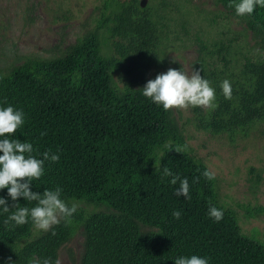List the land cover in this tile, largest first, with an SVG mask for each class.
I'll return each mask as SVG.
<instances>
[{"label":"trees","instance_id":"trees-1","mask_svg":"<svg viewBox=\"0 0 264 264\" xmlns=\"http://www.w3.org/2000/svg\"><path fill=\"white\" fill-rule=\"evenodd\" d=\"M220 2L264 45V8L241 17L229 7L239 0ZM103 8L100 21L113 23L108 30L119 37L116 49L123 55L133 51L144 57L157 49L162 37L156 14L142 0H104ZM118 63L104 50L100 35L91 33L65 57L28 58L11 73H0V107L22 110L25 120L9 138L32 143L31 154L38 159L44 152L59 155L57 162L45 161L43 176L30 190L42 194L60 187L68 206L70 200H95L117 211L88 214L77 208L31 239L30 219L22 226L4 221L15 211L14 203L31 208L35 202L13 201L7 188L0 189L10 207L8 213L0 207V264H43L45 259L54 264L59 248L80 225L87 235L84 264H174L176 257L192 255L208 264H264V242L244 233L237 214L218 203L216 177L204 178L209 167L192 154L171 111L142 95V87L157 75L122 92L112 83ZM197 67L216 93L204 127L233 136L264 122V54L243 64L242 79L230 82L231 99L222 94L217 62L201 54ZM169 145H186L187 151L177 153ZM165 167L188 180L190 199L175 194L179 184L172 185L171 177L161 179ZM210 204L222 210L219 222L208 215ZM173 211L181 217L174 218ZM138 220L160 231L144 233Z\"/></svg>","mask_w":264,"mask_h":264},{"label":"rangeland","instance_id":"rangeland-1","mask_svg":"<svg viewBox=\"0 0 264 264\" xmlns=\"http://www.w3.org/2000/svg\"><path fill=\"white\" fill-rule=\"evenodd\" d=\"M126 1V0H122ZM104 0H0V73L9 74L28 58L65 57L91 33L100 35L105 51L118 59L112 83L119 90L139 88L140 82L169 68L189 75L198 70L201 54L218 63L219 78L242 79L243 64L264 54L261 37L232 15L220 0H142L156 14L161 39L144 57L116 49L119 37L112 22H101ZM111 10L106 11L108 15ZM201 45H206V50ZM220 53L218 50L221 48ZM222 56L227 57L226 64ZM213 87V86H211ZM171 119L182 127L189 147L216 173V198L234 211L242 231L264 242V122L233 136L203 126L212 109H172ZM88 214L117 212L95 200H70ZM63 220V219H62ZM144 233L160 229L138 220ZM45 231L33 227L32 238ZM87 235L80 225L59 248L61 264H84Z\"/></svg>","mask_w":264,"mask_h":264},{"label":"clouds","instance_id":"clouds-1","mask_svg":"<svg viewBox=\"0 0 264 264\" xmlns=\"http://www.w3.org/2000/svg\"><path fill=\"white\" fill-rule=\"evenodd\" d=\"M264 8V0H239L238 3L229 4L234 7L237 16L251 15L255 8ZM225 99H231L232 87L226 79L220 85ZM142 95L149 98L157 105H162L165 111L172 109L188 110L190 107H201L205 109L215 108L216 93L210 86L207 79H204L199 70H192L191 74L175 68H169L166 72L160 73L155 79H150L142 87ZM24 113L22 110L14 109L13 106L0 107V189L7 188L8 196L17 201L23 197L27 202H35V206L22 207L14 203L11 209H15L4 221L5 225L13 222V226H22L31 220L34 227L41 231H49L53 226L58 225L62 219L73 216L77 211V205L68 204L61 198L62 189H45L43 193L33 192L30 185L33 181L40 179L44 174L45 161L57 162L58 154L43 153V159H38L31 153L34 151L32 143L21 142L19 139H10L17 129L24 124ZM168 150L175 149L177 153L187 151V146H166ZM27 154V155H26ZM202 175L207 180H214L216 173L206 169ZM171 177L172 185L179 184L175 189L177 196H184L190 199L189 182L186 178L181 179L175 176L168 168H164L162 177ZM195 178L193 182H198ZM0 207L4 213H8L10 207L5 198L0 197ZM208 215L219 222L223 218L222 210L215 206H209ZM172 216L176 219L181 217L179 211H173ZM43 264H52L50 259H45ZM54 264H61L56 259ZM174 264H208L206 258L196 255L191 257L180 256L174 259Z\"/></svg>","mask_w":264,"mask_h":264}]
</instances>
